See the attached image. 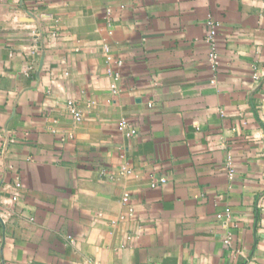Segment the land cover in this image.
Returning <instances> with one entry per match:
<instances>
[{"label":"crops","instance_id":"1","mask_svg":"<svg viewBox=\"0 0 264 264\" xmlns=\"http://www.w3.org/2000/svg\"><path fill=\"white\" fill-rule=\"evenodd\" d=\"M0 264H264V0H0Z\"/></svg>","mask_w":264,"mask_h":264},{"label":"built area","instance_id":"2","mask_svg":"<svg viewBox=\"0 0 264 264\" xmlns=\"http://www.w3.org/2000/svg\"><path fill=\"white\" fill-rule=\"evenodd\" d=\"M106 15H109V11L108 10L106 11ZM214 35H215V30L211 29L210 36L213 37ZM210 58L213 59V55H211ZM254 78H255V76H254ZM69 111H70V113L72 114V116H73V118L75 120H80L81 119L80 111L78 110V108L72 102L69 103ZM119 126H120V128L126 130V133H125L126 136H130L131 135V130H128L126 128L127 124H126L125 120L120 121ZM154 184H155V182H152V185H154ZM15 188H16V190L19 189L20 188V183H16L15 184ZM12 198H13V200L17 199V193H15V195ZM123 200L124 201L127 200V195L126 194L124 195ZM218 217H221V216L218 215ZM224 242L225 243H229V239L228 238L225 239Z\"/></svg>","mask_w":264,"mask_h":264}]
</instances>
